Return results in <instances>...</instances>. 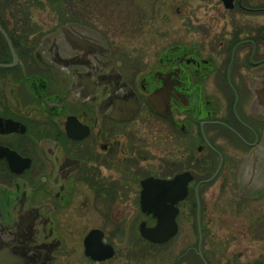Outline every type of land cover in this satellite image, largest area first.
Instances as JSON below:
<instances>
[{"label": "flooded vegetation", "instance_id": "af4514ba", "mask_svg": "<svg viewBox=\"0 0 264 264\" xmlns=\"http://www.w3.org/2000/svg\"><path fill=\"white\" fill-rule=\"evenodd\" d=\"M44 1L49 11L33 0H0L2 244L22 264H131L111 237L136 235L139 250L161 251L163 264H264V0H195L194 13L206 7L209 25L194 17L187 42L136 57L90 26L88 0ZM161 88L168 117L147 103ZM125 98L137 101L135 117L110 119ZM143 110L168 132L162 174L135 184L140 156L115 149L106 138L121 133L106 123L127 126ZM6 156L17 158L14 169ZM183 173L186 195L170 208L175 234L143 239L141 223L154 228L156 218L141 210V180ZM162 193L151 200L169 207L171 192ZM240 214L252 224L219 229L218 217ZM86 238L95 258L85 254Z\"/></svg>", "mask_w": 264, "mask_h": 264}, {"label": "rangeland", "instance_id": "374dc122", "mask_svg": "<svg viewBox=\"0 0 264 264\" xmlns=\"http://www.w3.org/2000/svg\"><path fill=\"white\" fill-rule=\"evenodd\" d=\"M193 3L195 0H88V23L99 33H101L102 27L108 40L123 53L135 57L139 55L156 56L167 47L166 45L187 42L189 38L193 37L191 34L188 36L189 29L187 28L188 25H194V17H199L202 23L209 25L206 22V17L209 14L206 12V7L202 6L196 14L193 10ZM33 4L42 9L49 5L44 0H33ZM154 5L155 7H153ZM157 6L159 11L156 9ZM45 10L49 11V8H45ZM71 11L73 12V10ZM187 15H191V21L187 22ZM51 25L54 23L52 22ZM106 128H110L112 132L121 133L112 138L108 133L106 138V140L117 143L115 149L135 150L134 157L140 156L136 167L131 170L135 177V184L141 178L162 174L159 165L163 156L164 136L168 132L163 121L143 110L137 120L127 126H113L106 123ZM121 135H126L127 138L124 139L120 137ZM171 144H179L178 139ZM169 148L167 147V149ZM144 157L147 159L142 160ZM113 167L115 166L113 165ZM211 192L212 190H206L205 196H209L208 194ZM117 208L113 207L108 211L113 219H116L118 214ZM244 214L237 215V217H218L219 229H225L227 226L228 228H237V224L240 222L250 224V219ZM186 230L180 235L182 239L184 235L187 236ZM111 240L115 245L116 254L122 262L163 264L161 251L150 250L149 252L145 250L144 252L148 253L145 255L146 253L139 250V247L144 245L136 235L120 240L111 237ZM187 240L192 243V237L188 236Z\"/></svg>", "mask_w": 264, "mask_h": 264}, {"label": "water", "instance_id": "95a60500", "mask_svg": "<svg viewBox=\"0 0 264 264\" xmlns=\"http://www.w3.org/2000/svg\"><path fill=\"white\" fill-rule=\"evenodd\" d=\"M73 40V39H71ZM75 41V40H73ZM11 49V47H10ZM7 65L0 64V68H5ZM168 90L167 88H161L155 90L147 96V103L151 109L161 117H168ZM138 109L137 101L133 99H116L112 107L109 117L116 121H128L135 117ZM4 153V152H3ZM10 162L12 169L16 164V159L12 156H6ZM24 163L23 167H28L29 163ZM190 181V177L187 173L179 174L170 181H165L158 178H145L141 180L140 191V206L144 213H152L156 218V226L154 228H145L144 223H141L139 232L140 235L154 243H160L166 241L169 237L176 232L175 215L176 210H171L172 205L185 197L187 183ZM169 190L171 192V205L166 207L162 202L153 203L151 198L160 199L165 197L163 191ZM176 195H175V194ZM87 239L85 241V254L95 258L92 255L91 247L87 245ZM107 251V257L111 256L112 249L110 246H105ZM20 252L16 251L11 245H3L0 239V264H22Z\"/></svg>", "mask_w": 264, "mask_h": 264}, {"label": "bare ground", "instance_id": "6f19581e", "mask_svg": "<svg viewBox=\"0 0 264 264\" xmlns=\"http://www.w3.org/2000/svg\"><path fill=\"white\" fill-rule=\"evenodd\" d=\"M2 65H5V64H2Z\"/></svg>", "mask_w": 264, "mask_h": 264}]
</instances>
